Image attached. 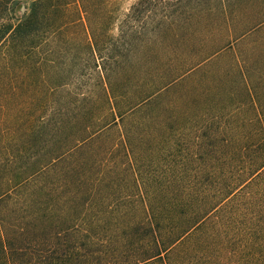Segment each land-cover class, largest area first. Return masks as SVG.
<instances>
[{
	"label": "trees",
	"instance_id": "obj_1",
	"mask_svg": "<svg viewBox=\"0 0 264 264\" xmlns=\"http://www.w3.org/2000/svg\"><path fill=\"white\" fill-rule=\"evenodd\" d=\"M261 28L264 0H0V264H264Z\"/></svg>",
	"mask_w": 264,
	"mask_h": 264
},
{
	"label": "rangeland",
	"instance_id": "obj_2",
	"mask_svg": "<svg viewBox=\"0 0 264 264\" xmlns=\"http://www.w3.org/2000/svg\"><path fill=\"white\" fill-rule=\"evenodd\" d=\"M137 0H120V7L122 11L127 12V10L136 2ZM264 28L255 30L250 35L242 37L239 40V47L237 46L236 52L240 55H244L247 51L253 52L255 50L257 54H263L264 52ZM234 45H232L233 48ZM232 48H227L221 53V56L217 58L216 69L223 68L224 66L229 65L232 58L234 57ZM251 50H248L250 49ZM263 66V65H262Z\"/></svg>",
	"mask_w": 264,
	"mask_h": 264
},
{
	"label": "water",
	"instance_id": "obj_3",
	"mask_svg": "<svg viewBox=\"0 0 264 264\" xmlns=\"http://www.w3.org/2000/svg\"><path fill=\"white\" fill-rule=\"evenodd\" d=\"M22 10H24V8H22Z\"/></svg>",
	"mask_w": 264,
	"mask_h": 264
}]
</instances>
